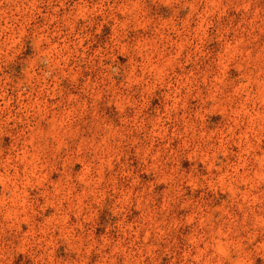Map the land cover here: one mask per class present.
<instances>
[{
  "label": "clouds",
  "instance_id": "1",
  "mask_svg": "<svg viewBox=\"0 0 264 264\" xmlns=\"http://www.w3.org/2000/svg\"><path fill=\"white\" fill-rule=\"evenodd\" d=\"M0 264H264V0H0Z\"/></svg>",
  "mask_w": 264,
  "mask_h": 264
},
{
  "label": "rangeland",
  "instance_id": "2",
  "mask_svg": "<svg viewBox=\"0 0 264 264\" xmlns=\"http://www.w3.org/2000/svg\"><path fill=\"white\" fill-rule=\"evenodd\" d=\"M78 167V166H77Z\"/></svg>",
  "mask_w": 264,
  "mask_h": 264
}]
</instances>
